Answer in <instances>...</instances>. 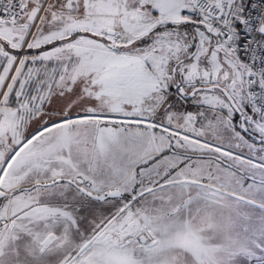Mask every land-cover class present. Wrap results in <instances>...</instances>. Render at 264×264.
Wrapping results in <instances>:
<instances>
[{
	"label": "snow or ice",
	"instance_id": "snow-or-ice-1",
	"mask_svg": "<svg viewBox=\"0 0 264 264\" xmlns=\"http://www.w3.org/2000/svg\"><path fill=\"white\" fill-rule=\"evenodd\" d=\"M0 264H264V0H0Z\"/></svg>",
	"mask_w": 264,
	"mask_h": 264
}]
</instances>
